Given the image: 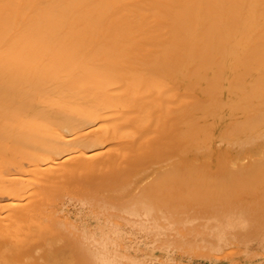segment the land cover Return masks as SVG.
<instances>
[{
  "label": "bare ground",
  "instance_id": "6f19581e",
  "mask_svg": "<svg viewBox=\"0 0 264 264\" xmlns=\"http://www.w3.org/2000/svg\"><path fill=\"white\" fill-rule=\"evenodd\" d=\"M74 203L156 264L264 256V0H0V264H123Z\"/></svg>",
  "mask_w": 264,
  "mask_h": 264
},
{
  "label": "rangeland",
  "instance_id": "374dc122",
  "mask_svg": "<svg viewBox=\"0 0 264 264\" xmlns=\"http://www.w3.org/2000/svg\"><path fill=\"white\" fill-rule=\"evenodd\" d=\"M82 206V207H81ZM70 207H72V209L71 208H69V210H71V211H69V213L67 214V217H66V219H65V221H66V223H67V225H68V227H69V230L72 232L73 231V234L76 236H82V238L81 239H84L86 242H89L88 244L90 245V244H92V246H97V248L98 247H101V248H99V249H101L102 251H105L106 252V254H109L108 256L109 257H111V256H113V258H117L118 257V255H119V259H121L122 258V261H123V264H127V260H126V257H131V259H130V262H128V263H131V264H135V261L137 262L136 264H138V263H142V264H146V263H148V264H156V262L154 261V256H152V253L156 250L155 248V245H153L151 242H150V240H149V238H148V236L145 234V233H143V232H137V231H134V232H132V231H129L128 229H126V230H121V229H119L118 227H115V226H109L108 225V227L111 229H109V228H107L105 225H102L103 223H101L98 219H97V217L95 216V215H93L92 216V212L89 210V209H86V207L85 206H83V205H81V204H73V205H71ZM81 207V208H80ZM71 212V213H70ZM81 214V215H80ZM78 215H80V216H78ZM134 216H136L135 217V220L137 219V220H140L139 218H140V216L137 214V215H135V214H133ZM132 214H129V218H131V219H134V218H132V216H133ZM133 216V217H134ZM87 217V218H86ZM95 217V218H94ZM73 218V219H72ZM142 218H143V216H142ZM73 220V221H72ZM88 220V221H87ZM136 220V221H137ZM83 222V223H82ZM71 225V226H70ZM74 225H77L76 227L74 226ZM80 225L83 227V228H85V229H83L82 227H81V229H82V231H81V229H80ZM76 228V229H75ZM80 229V230H79ZM86 229H88V231L86 230ZM93 229V230H92ZM77 230H79V231H77ZM85 230L87 231V233L85 232ZM112 230H115V231H112ZM118 230H121V231H118ZM77 232V234L75 233V232ZM85 232V233H84ZM91 232H92V234H94L93 236H92V234H91ZM121 232H122V234H124V236L121 234ZM127 232V233H126ZM130 232V233H129ZM81 233L84 235V237H83V235H81ZM91 235H90V234ZM100 233V234H99ZM105 233H107L106 234V238H105ZM142 233V234H141ZM86 234H88V236H86ZM97 234V235H96ZM131 234V235H130ZM144 234V235H143ZM121 235H122V237H121ZM128 235V236H127ZM141 235V236H140ZM76 236V237H77ZM96 236V237H95ZM100 237V239L99 238H97V237ZM103 236V237H102ZM109 236V237H108ZM147 236V237H146ZM80 237H78V238H80ZM90 237H92V238H90ZM102 237V238H101ZM87 238H89V239H87ZM104 238H105V242L103 241L104 240ZM109 238L111 239V240H109ZM146 238V239H145ZM94 239V240H93ZM100 240V241H98V240ZM103 239V240H102ZM108 239V240H107ZM90 240V241H89ZM93 240V241H92ZM97 240V241H96ZM112 240H113V243H111L112 242ZM125 240V241H124ZM123 243H122V242ZM98 242H103V243H98ZM109 242V244H107V243ZM115 242V243H114ZM98 243V244H97ZM118 243L120 244V245H118ZM115 244V245H114ZM102 245H104L105 247H103ZM111 245H113L114 246V250L113 249H111V248H113V246H111ZM117 245H118V247H119V249H117ZM145 245H146V247H145ZM109 246H111V247H109ZM115 246H116V248H115ZM109 247V248H108ZM103 248H105V250L103 249ZM108 248V249H107ZM151 248H153V249H151ZM129 249H131V250H129ZM155 249V250H154ZM110 252H112V253H109V251ZM116 250V251H115ZM118 250V251H117ZM141 250V251H140ZM114 251V252H113ZM134 251V252H133ZM117 252V253H116ZM129 252V253H128ZM139 252V253H138ZM113 253H115V254H117L116 256H115V254L113 255ZM119 253V254H118ZM128 253V254H127ZM130 254V255H129ZM115 256V257H114ZM141 256V257H140ZM128 257V258H129ZM151 257V258H150ZM134 258V259H133ZM141 260H140V259ZM153 258V259H152ZM261 259H263V261L261 260ZM261 259L259 258L258 259V261L256 262V263H254V262H252V261H245L244 263H242V264H264V263H262V262H264V256H262L261 257ZM134 260V261H133ZM138 260L140 261V262H138ZM151 260V261H150ZM129 261V260H128ZM131 261H133V262H131ZM144 263H143V262ZM146 262V263H145Z\"/></svg>",
  "mask_w": 264,
  "mask_h": 264
}]
</instances>
